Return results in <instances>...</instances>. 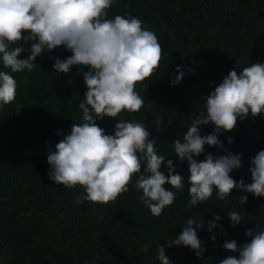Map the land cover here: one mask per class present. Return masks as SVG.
<instances>
[{
  "label": "trees",
  "instance_id": "1",
  "mask_svg": "<svg viewBox=\"0 0 264 264\" xmlns=\"http://www.w3.org/2000/svg\"><path fill=\"white\" fill-rule=\"evenodd\" d=\"M116 15L140 19L156 34L163 55L156 72L136 85L144 100L141 110L97 123L106 134H114L119 119L144 123L159 154L171 159L184 177V187L177 191L165 185L176 198L159 217L139 199L142 192L134 186L138 176L116 201L76 204L83 188L68 189L50 180L47 153L69 134L73 123L83 122L78 104L87 91L83 72L88 68L73 66L68 73H57L55 60L72 55L64 46L42 53L33 71L12 73L0 57V71L18 84L15 101L0 107V264H161L159 245L165 246L171 264H219L229 255L238 256L224 249L226 241L243 246L251 239L245 235L248 229H264V197L242 190L221 200L214 189L207 202L189 208L188 163L180 161L173 146L205 112V97L231 70L264 64V0H114L107 18ZM19 46L25 48L20 58H27L31 42ZM178 65L186 75L172 86ZM214 128L201 125L200 131L208 135ZM220 139L241 158L242 166L231 176L251 183V161L264 150V114L238 120L237 127ZM208 153L227 154L206 145L197 159ZM161 170L167 175L166 162ZM241 195L248 196L244 205ZM231 211L242 216L241 223L233 226ZM217 215L222 219L209 232L208 222ZM201 217L205 224L197 234L206 249L201 257L190 247H168L188 219L199 222Z\"/></svg>",
  "mask_w": 264,
  "mask_h": 264
},
{
  "label": "clouds",
  "instance_id": "2",
  "mask_svg": "<svg viewBox=\"0 0 264 264\" xmlns=\"http://www.w3.org/2000/svg\"><path fill=\"white\" fill-rule=\"evenodd\" d=\"M114 0H0V57L3 66L12 73L25 69L33 71L36 60L45 51L52 52L59 46L70 50L66 59H56L53 65L57 73H68L73 66H86L83 72L87 91L78 104L82 123H73L69 134L49 150V179L56 185L74 189L83 188L75 199L76 204L85 201L107 204L129 191L134 176L137 192L151 214L159 217L164 209L175 201L172 189L184 187V177L176 172L173 161L159 154L156 141L141 122L119 119L114 134H106L97 120L117 118L124 111L136 113L144 106V100L136 91L137 83L150 78L160 66L163 49L156 34L143 27L140 19L116 15L108 19V10ZM23 42L29 44L28 56ZM192 69H187L191 73ZM186 75L177 66L171 80L172 86L182 83ZM27 83V80H25ZM17 80L6 71H0V107L11 104L17 95ZM205 112L195 119L182 140L174 142V151L181 162L187 161L189 184V208L207 202L217 191L223 200L242 190L255 197H264V150L251 161V183L235 180L231 173L242 166L238 154L229 152L220 139L224 132L233 131L238 120L253 119L264 114V64L254 63L241 71L231 70L214 91L205 97ZM159 124V122H157ZM201 125H214V131L202 135ZM229 143L233 140L229 137ZM224 150L227 154L214 156L205 153V146ZM167 163V175L161 170ZM143 167V171H142ZM248 196L241 195L243 205ZM31 215V213H28ZM233 226L241 223L242 216L228 212ZM216 216L208 222V231L217 227ZM205 224L188 219L183 231L172 240V245L190 247L197 257L206 249L199 239L197 229ZM221 231L223 229L221 228ZM250 242L239 246L236 240L226 241L224 249L237 255H229L219 264H264V229H248ZM211 239L216 240L212 235ZM157 259L161 264H171L165 254V246H158Z\"/></svg>",
  "mask_w": 264,
  "mask_h": 264
}]
</instances>
